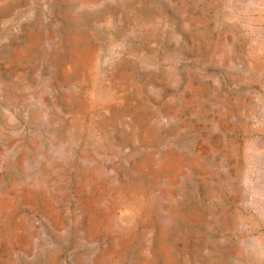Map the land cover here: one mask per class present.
I'll list each match as a JSON object with an SVG mask.
<instances>
[{
  "label": "rangeland",
  "instance_id": "374dc122",
  "mask_svg": "<svg viewBox=\"0 0 264 264\" xmlns=\"http://www.w3.org/2000/svg\"><path fill=\"white\" fill-rule=\"evenodd\" d=\"M0 264H264V0H0Z\"/></svg>",
  "mask_w": 264,
  "mask_h": 264
},
{
  "label": "bare ground",
  "instance_id": "6f19581e",
  "mask_svg": "<svg viewBox=\"0 0 264 264\" xmlns=\"http://www.w3.org/2000/svg\"><path fill=\"white\" fill-rule=\"evenodd\" d=\"M89 0H83L84 3H87ZM84 40V39H83ZM71 42V46L73 49V57L76 60L79 55L81 54L82 50H83V45H82V38L81 35H73L72 36V40ZM71 51V50H70ZM164 162V161H163ZM163 165V164H162ZM169 165V164H168ZM163 169V168H162Z\"/></svg>",
  "mask_w": 264,
  "mask_h": 264
}]
</instances>
